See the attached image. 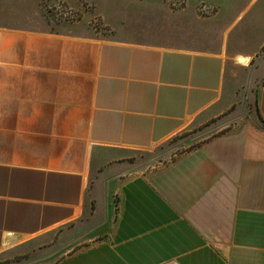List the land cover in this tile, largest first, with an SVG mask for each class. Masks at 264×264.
<instances>
[{
	"label": "crops",
	"instance_id": "0c3cea01",
	"mask_svg": "<svg viewBox=\"0 0 264 264\" xmlns=\"http://www.w3.org/2000/svg\"><path fill=\"white\" fill-rule=\"evenodd\" d=\"M201 1L216 12L178 48L32 31L7 0L0 253L91 218L85 239L78 228L30 263L264 264V0ZM239 66L260 74L242 119L229 88ZM212 121L198 146L150 172L120 174L122 157L102 154L147 151ZM95 167L106 193L88 201Z\"/></svg>",
	"mask_w": 264,
	"mask_h": 264
},
{
	"label": "rangeland",
	"instance_id": "374dc122",
	"mask_svg": "<svg viewBox=\"0 0 264 264\" xmlns=\"http://www.w3.org/2000/svg\"><path fill=\"white\" fill-rule=\"evenodd\" d=\"M12 12L17 15L15 22L22 28L39 32L81 33L94 38L121 40L164 47H189L190 41L184 33L195 26V20L207 18L216 9L201 0H8ZM7 0H0V12L6 11ZM106 13V24L103 14ZM260 74L254 66H239L229 75V88L232 112L248 116L255 110L256 79ZM243 118V117H242ZM241 118V119H242ZM229 121L228 124H236ZM212 121L200 128L186 130L170 141L147 151H125L113 153L104 151L105 161L109 157L121 156L116 160L120 164L118 173L136 174L150 172L155 167L163 166L183 153L198 146L205 133L215 129ZM208 127V128H207ZM212 127V128H209ZM206 130V131H205ZM115 162V163H116ZM106 162L104 163L105 167ZM104 167H95L88 179L87 199L106 193L103 185ZM107 170V169H106ZM94 208L95 204L92 202ZM93 225L91 218L84 219L79 226L72 225L49 234L28 245L0 253V264H38L30 263V258H37L45 253L44 248L56 242L70 241L72 233L79 228L86 238V229ZM75 237V235H74ZM73 237V238H74ZM51 242V243H50ZM47 243H50L47 245ZM56 252L58 249L49 248ZM47 251V250H46ZM56 258L55 255L52 259ZM50 259V260H52Z\"/></svg>",
	"mask_w": 264,
	"mask_h": 264
}]
</instances>
